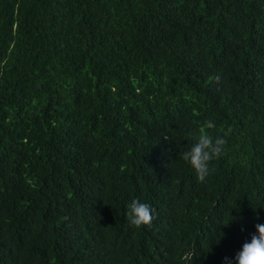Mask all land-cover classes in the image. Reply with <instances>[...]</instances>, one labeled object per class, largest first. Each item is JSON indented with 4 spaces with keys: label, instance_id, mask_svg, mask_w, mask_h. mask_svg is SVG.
Masks as SVG:
<instances>
[{
    "label": "trees",
    "instance_id": "obj_1",
    "mask_svg": "<svg viewBox=\"0 0 264 264\" xmlns=\"http://www.w3.org/2000/svg\"><path fill=\"white\" fill-rule=\"evenodd\" d=\"M262 223L264 0H0V264H225Z\"/></svg>",
    "mask_w": 264,
    "mask_h": 264
},
{
    "label": "clouds",
    "instance_id": "obj_2",
    "mask_svg": "<svg viewBox=\"0 0 264 264\" xmlns=\"http://www.w3.org/2000/svg\"><path fill=\"white\" fill-rule=\"evenodd\" d=\"M214 127V122L211 119L206 120L200 128L195 142L182 153V159L191 166L200 181H203L208 175L210 161L223 153L226 144L223 136L213 139L209 135L208 129ZM125 207L127 217L134 226L149 224L153 218L152 206L137 198H132ZM224 261L225 264H264V223L257 224L255 233L241 244L232 258L225 257Z\"/></svg>",
    "mask_w": 264,
    "mask_h": 264
}]
</instances>
